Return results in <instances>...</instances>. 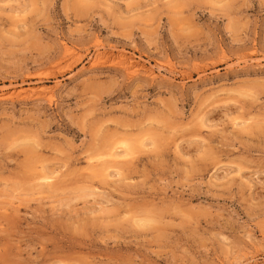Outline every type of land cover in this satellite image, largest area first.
I'll return each instance as SVG.
<instances>
[{
  "label": "rangeland",
  "instance_id": "1",
  "mask_svg": "<svg viewBox=\"0 0 264 264\" xmlns=\"http://www.w3.org/2000/svg\"><path fill=\"white\" fill-rule=\"evenodd\" d=\"M0 264H264V0H0Z\"/></svg>",
  "mask_w": 264,
  "mask_h": 264
},
{
  "label": "bare ground",
  "instance_id": "2",
  "mask_svg": "<svg viewBox=\"0 0 264 264\" xmlns=\"http://www.w3.org/2000/svg\"><path fill=\"white\" fill-rule=\"evenodd\" d=\"M118 59H120L122 62H124V63H126V64H128L129 66H130V69L131 70H133L132 72H138L137 70H139L140 69V65L138 64V63H135V62H133L131 59H129V58H125V56L124 57H119ZM125 65V64H124ZM127 67V66H126ZM136 74V73H135ZM123 152H124V150H123ZM123 154V153H122ZM126 158V157H125Z\"/></svg>",
  "mask_w": 264,
  "mask_h": 264
}]
</instances>
